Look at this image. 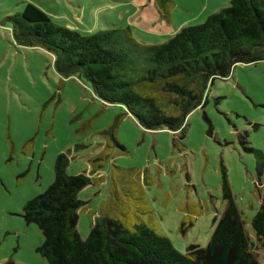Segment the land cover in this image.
<instances>
[{"label":"rangeland","instance_id":"374dc122","mask_svg":"<svg viewBox=\"0 0 264 264\" xmlns=\"http://www.w3.org/2000/svg\"><path fill=\"white\" fill-rule=\"evenodd\" d=\"M27 2L80 35L94 33L106 20L122 24L118 16L133 5L130 0H0V264H47L36 251L43 236L35 224L24 222L22 207L52 183L54 159L66 151V174L90 178L78 194L84 202L77 210L81 239L105 211L129 226L141 222L180 253L192 244L205 247L213 219L224 209L223 166L243 229L264 264V248L250 225L264 205V172L257 178L254 157L245 150L264 153V60L236 64L226 78L215 79L204 106L186 117L185 138L174 147L176 136L169 130L147 131L121 115L120 106L94 96L85 80L60 78L47 51L16 46L3 18ZM217 4L227 7L229 0H161L159 8L172 24L193 26ZM200 14L201 21L191 23ZM130 29L137 42L146 40ZM112 125L113 132L100 134Z\"/></svg>","mask_w":264,"mask_h":264},{"label":"trees","instance_id":"16d2710c","mask_svg":"<svg viewBox=\"0 0 264 264\" xmlns=\"http://www.w3.org/2000/svg\"><path fill=\"white\" fill-rule=\"evenodd\" d=\"M158 5L161 0H154ZM16 46L41 48L52 55L55 73L63 79L85 80L99 100L118 105L143 129H167L185 138L184 122L206 103L215 79L226 78L236 64L264 60V0H229L227 7L204 21L181 27L160 44L137 42L126 28L113 26L92 34L54 24L36 5L3 18ZM112 125L100 132L108 135ZM254 157L257 178L264 172V153L246 147ZM68 152L56 155L53 181L25 202L21 216L43 236L36 251L47 264H260L243 229L226 170L220 167L224 209L213 219L215 228L205 247L189 245L176 251L169 240L136 222L97 216L85 239L77 231V210L84 205L79 192L90 184L86 174L68 176ZM264 248V205L250 221ZM5 264H15L8 260Z\"/></svg>","mask_w":264,"mask_h":264},{"label":"crops","instance_id":"0c3cea01","mask_svg":"<svg viewBox=\"0 0 264 264\" xmlns=\"http://www.w3.org/2000/svg\"><path fill=\"white\" fill-rule=\"evenodd\" d=\"M127 2H125V4H127ZM130 3L133 5H127L128 8L118 16L120 21H122V24H117L115 20H111V22L106 20L103 25L95 28L94 32L117 26L126 28L127 31L131 33L130 27H132L143 34V36H141L143 37L142 39H146L143 40V43L155 45L160 44L173 36L181 27L191 25H185L180 22L172 24L170 19H167L165 17L166 15L161 12L159 5L154 0H130ZM219 5L220 4H217V7H215L214 10H207V14L205 15L218 10ZM203 16V14H200L199 16L192 18L191 23H199ZM145 34L147 37H144Z\"/></svg>","mask_w":264,"mask_h":264}]
</instances>
